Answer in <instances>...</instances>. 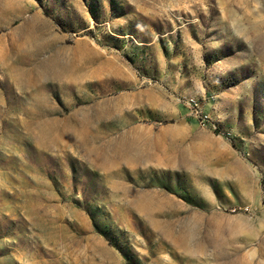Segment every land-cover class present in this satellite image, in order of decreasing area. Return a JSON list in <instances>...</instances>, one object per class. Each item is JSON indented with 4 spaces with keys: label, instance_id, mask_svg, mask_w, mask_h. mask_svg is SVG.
<instances>
[{
    "label": "rangeland",
    "instance_id": "rangeland-1",
    "mask_svg": "<svg viewBox=\"0 0 264 264\" xmlns=\"http://www.w3.org/2000/svg\"><path fill=\"white\" fill-rule=\"evenodd\" d=\"M0 264H264V0H0Z\"/></svg>",
    "mask_w": 264,
    "mask_h": 264
}]
</instances>
